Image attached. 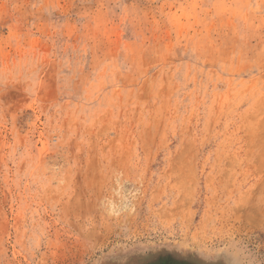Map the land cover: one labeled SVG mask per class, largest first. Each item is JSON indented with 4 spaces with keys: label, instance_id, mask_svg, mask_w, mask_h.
<instances>
[{
    "label": "rangeland",
    "instance_id": "1",
    "mask_svg": "<svg viewBox=\"0 0 264 264\" xmlns=\"http://www.w3.org/2000/svg\"><path fill=\"white\" fill-rule=\"evenodd\" d=\"M0 264H264V0H0Z\"/></svg>",
    "mask_w": 264,
    "mask_h": 264
}]
</instances>
